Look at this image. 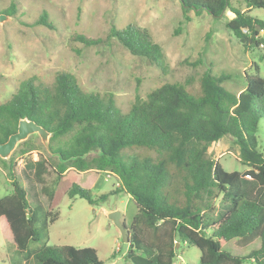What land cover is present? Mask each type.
<instances>
[{
    "label": "trees",
    "instance_id": "obj_1",
    "mask_svg": "<svg viewBox=\"0 0 264 264\" xmlns=\"http://www.w3.org/2000/svg\"><path fill=\"white\" fill-rule=\"evenodd\" d=\"M183 14L207 12L214 18L229 11L233 18L228 30L245 49H260L264 21L234 7L264 9V0H179ZM13 14L14 6L6 13ZM11 14V15H12ZM42 16L41 24L51 25ZM128 52L144 58L167 73L161 47L146 30L128 25L111 30ZM72 40L85 46L101 43L83 35ZM232 77L205 72L198 91L180 83H165L138 95L127 111H121L112 94L87 93L76 78L58 73L50 86L30 79L0 104V144L16 133L22 119L34 121L49 134L52 164L39 156L28 162L33 179L47 206H31L28 191L9 169L11 194L0 197V225L11 235L16 249L25 252L30 242L40 240L35 228L37 208H43L46 224L58 219L64 197L93 204L92 193L80 184L87 175L111 173L116 188L98 196L101 202L121 193L135 203L137 212L129 227L126 258L132 264H176V244L195 246L198 264H264V201L256 200L264 191V151L256 145L255 133L264 121V79L244 74V88L238 93L222 87ZM231 138L239 148L244 172H226L207 155L212 143ZM22 155L34 150L29 140L22 142ZM139 150L142 153H126ZM52 172L51 186L45 176ZM258 186L250 199L242 179ZM251 195V194H250ZM221 199L217 207L218 200ZM217 215L216 220L210 216ZM38 264H103L91 248L47 246L34 255Z\"/></svg>",
    "mask_w": 264,
    "mask_h": 264
},
{
    "label": "rangeland",
    "instance_id": "obj_2",
    "mask_svg": "<svg viewBox=\"0 0 264 264\" xmlns=\"http://www.w3.org/2000/svg\"><path fill=\"white\" fill-rule=\"evenodd\" d=\"M234 7L264 21V9H247L241 2ZM14 6L15 12L0 23V104L6 102L21 82L33 79L50 86L58 73L73 75L87 93L112 94L117 107L125 112L135 97L145 98L152 90L165 83H180L198 91L199 80L205 72L228 74L232 78L222 87L238 94L244 88V74L264 79V46L245 49L228 30L226 24L233 15L226 11L214 18L207 12L183 14L179 0H0V12ZM51 27L41 24V17ZM132 25L146 30L152 42L158 44L165 56L167 73L144 58L132 56L111 35ZM99 39L101 43L85 46L72 40L74 35ZM264 41V30L260 33ZM257 147L264 151V121L255 133ZM34 150L22 155L19 143L10 157L3 160L13 165V173L28 191L31 206H47L40 195V185L33 179V168L39 156L52 164L55 157L37 134L28 137ZM26 140V141H27ZM142 153L127 150L126 153ZM207 155L228 173L244 172L239 162V148L229 137L212 143ZM9 169L0 161V197L12 192ZM54 175L50 171L45 182L51 186ZM80 184L92 193L93 204L64 197L58 208V219L46 224L43 208L36 210V224L40 240L30 242L21 252L13 244L11 235L0 225V264H38L34 255L44 245L91 248L103 264H132L126 258L129 245L122 241L117 227L108 219L111 212L121 215V222L129 227L137 212L128 196L115 193L101 202L98 196L116 188L111 173L87 175ZM243 193L252 199L259 190L248 177L241 182ZM251 194V195H250ZM256 200L264 201V191ZM221 199L217 202V207ZM211 220L217 215L212 214ZM177 245V244H176ZM177 249L176 264H198L200 251L193 245L181 244ZM244 264H254L245 262Z\"/></svg>",
    "mask_w": 264,
    "mask_h": 264
},
{
    "label": "water",
    "instance_id": "obj_3",
    "mask_svg": "<svg viewBox=\"0 0 264 264\" xmlns=\"http://www.w3.org/2000/svg\"><path fill=\"white\" fill-rule=\"evenodd\" d=\"M8 18V16L0 14V23L5 22ZM34 134H37L43 144L49 149L50 134L34 121L22 119L18 123L16 133L10 135L5 143L0 144V158L3 160L8 159L19 143L26 141L29 136ZM108 219L113 222V224L120 231L122 241L128 244L129 233L126 226L121 222V215L118 212H111L108 215ZM176 246L178 247L179 244Z\"/></svg>",
    "mask_w": 264,
    "mask_h": 264
},
{
    "label": "flooded vegetation",
    "instance_id": "obj_4",
    "mask_svg": "<svg viewBox=\"0 0 264 264\" xmlns=\"http://www.w3.org/2000/svg\"><path fill=\"white\" fill-rule=\"evenodd\" d=\"M8 10H10V9L4 10L3 13L0 12V14L6 15V16L9 17L12 13H11V11H10V13H6V12H5V11H8Z\"/></svg>",
    "mask_w": 264,
    "mask_h": 264
}]
</instances>
